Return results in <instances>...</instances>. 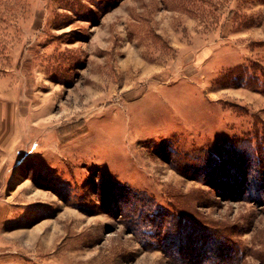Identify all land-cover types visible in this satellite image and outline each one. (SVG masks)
<instances>
[{
	"label": "rangeland",
	"instance_id": "rangeland-1",
	"mask_svg": "<svg viewBox=\"0 0 264 264\" xmlns=\"http://www.w3.org/2000/svg\"><path fill=\"white\" fill-rule=\"evenodd\" d=\"M262 89V0H0V264H264Z\"/></svg>",
	"mask_w": 264,
	"mask_h": 264
},
{
	"label": "trees",
	"instance_id": "trees-1",
	"mask_svg": "<svg viewBox=\"0 0 264 264\" xmlns=\"http://www.w3.org/2000/svg\"><path fill=\"white\" fill-rule=\"evenodd\" d=\"M264 2V0H262ZM258 70V68H256ZM259 71V70H258ZM260 72V71H259ZM240 77L236 78L235 83L238 85H243L242 81L239 79ZM245 86V83H244ZM246 86H249L248 84ZM264 92V89H262ZM241 145L236 144H226L222 149H219V154L217 156L215 155H209V159L205 160L203 167L200 168V170L208 172L210 175L215 176H223L227 179V173H232L233 175H228L229 177H239L240 175H245L248 177H251L252 184H246V181H243V183H236V182H230L229 184L235 185V188H238L240 186L245 187L248 186L250 193L254 197H260L261 193L263 194L262 190L264 188V161H260V159L255 158L254 156L258 155L256 153H252L249 151H245L244 148H240ZM244 151V153H243ZM244 154V155H243ZM261 157V156H260ZM182 166L187 167V164L189 162V159L179 161ZM196 165H201L199 163H196ZM183 168V167H182ZM229 179V178H228ZM244 179V178H242ZM245 180V179H244ZM117 187H113L115 190ZM119 188V187H118ZM252 198V197H251ZM256 201H259L260 198H252ZM142 212L145 211L144 215H147L146 220L149 222L147 227L148 231L152 230L154 234L159 235L162 233L161 228L163 227V222L159 221V215L161 214L160 210H153L150 207V204L145 203L143 208L140 209ZM185 216L180 212V215L178 216H170L169 220L166 222L168 223V226H165V231L170 235L172 234V238L169 236L165 241L164 244H168V248H179L181 242H184L187 240V237L185 235V229L182 228V230H178L181 227L184 226ZM145 223V222H144ZM188 224V223H185ZM154 227V229L152 227ZM169 227V228H168ZM174 230H173V229ZM174 234V235H173ZM150 238H153L152 236ZM172 243L174 245H172Z\"/></svg>",
	"mask_w": 264,
	"mask_h": 264
}]
</instances>
